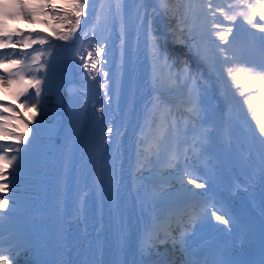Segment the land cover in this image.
<instances>
[{
    "label": "bare ground",
    "instance_id": "1",
    "mask_svg": "<svg viewBox=\"0 0 264 264\" xmlns=\"http://www.w3.org/2000/svg\"><path fill=\"white\" fill-rule=\"evenodd\" d=\"M136 1L126 0L127 31L122 48L124 58H121L117 68V90L110 115L112 124L123 125L122 129L125 131L118 133L117 138H126V147L115 145V139L107 138L91 154H82L81 138L90 118V108L87 109L89 100L78 89L64 96L58 124L47 143V177L41 188V198L26 212L30 216L28 215L25 224L13 231L14 234L24 232L27 243L34 246L33 253L28 258L29 264H73L72 254L80 249L93 258L94 264H109L113 257H116L118 264H176L183 252L174 247L173 243H159L154 238L155 209L166 205V200H153L154 189L150 185L145 188L141 186L144 180L151 184L157 183L159 187L167 183L136 173L138 145L142 136L140 132L144 131L150 118L152 101L161 92L167 97L174 96L167 89L162 91L161 87L153 85L145 29L139 27L138 18L136 30L133 29V22H130L131 5ZM151 2L154 6L159 5L158 0ZM139 8L143 10L140 15L143 16L145 9L142 4ZM94 20L95 17H92L91 22ZM120 31L119 23V33ZM137 33L139 36L135 42L146 55L142 64L128 62L129 57L135 58L130 44ZM69 44L72 49L70 61L73 70L77 78L87 77V82L84 80V83L90 85L89 92H92L93 73H87L78 56L84 55L85 51H92L93 46L98 43L75 40ZM219 102L221 104L218 103L211 133L205 136L194 131L193 136L198 139L206 138L204 155L210 161L217 180L213 197L224 205L234 222L224 225L214 217L209 218L200 233L204 242L195 254V261L207 259L216 250L231 247L233 233L241 228L245 214L251 209L250 197H256L261 206L264 194L259 147L254 141L251 142L243 121L233 111L227 113L225 103ZM113 129V133L117 135V130ZM172 149L174 147H170L168 143V151ZM89 156L90 165L86 166L89 171L86 172L82 166H85V160ZM101 160L103 164L100 163ZM235 180L239 181L236 190L232 186ZM171 181L174 195H177L178 187L183 184L182 177L172 178ZM201 197L210 199L208 191L202 192ZM29 202L31 201L25 199V205ZM237 206L245 208L237 211ZM7 219L9 221L14 218ZM4 226H0V231ZM122 235L126 236V240L120 239ZM113 242H116V250L111 247ZM114 253L116 254L113 255ZM183 255L184 253L182 258ZM24 260L22 258L20 261Z\"/></svg>",
    "mask_w": 264,
    "mask_h": 264
},
{
    "label": "snow or ice",
    "instance_id": "2",
    "mask_svg": "<svg viewBox=\"0 0 264 264\" xmlns=\"http://www.w3.org/2000/svg\"><path fill=\"white\" fill-rule=\"evenodd\" d=\"M158 2L161 11L166 15L171 14V20L174 21L170 29L174 42L186 46L195 55L203 67V72H193L186 64L180 71L172 73L175 62H170L169 54L165 51V34L155 30L154 21L149 19V14L145 11L138 19L139 27L145 29L153 85L166 88L170 93L178 92L187 106V114L195 119L199 118L202 111L200 105L206 98L209 81L213 82L214 87H219L225 104L239 105L236 115L243 121L244 129L259 147L262 157L261 182L264 184V0H225L224 3H214V0H184L182 9L170 7L169 0ZM126 13V0H107L106 3L102 0H0V49H12L7 53L0 51V88L16 101L13 103L11 100H0V136L3 137L0 141V193L8 192V176L19 173L26 154L38 138L40 120L44 118L40 113L46 112L42 97H46L52 89L50 73L55 72L56 56L61 49L68 47V42L83 41L88 36L81 24L83 22L87 26L92 17H95L97 24L115 25L119 21L123 48L127 31ZM23 18L31 23L47 24L51 31L34 29L25 33L23 29L10 27L9 20ZM17 36L19 39L14 40ZM57 41H63L64 44L60 45ZM104 52L105 47L96 44L92 51H85L84 55L78 56L89 75L100 74L102 68L107 66L108 62L102 56ZM163 69H168L167 75ZM103 77L108 78L109 72L103 71ZM99 87L105 90L104 94L107 96L109 84L101 83ZM152 104L150 114L153 115V124H146L152 129V134L150 139H142L141 143H148L146 151L152 153L157 163L164 152L167 156L164 162L174 167L181 154L175 150L168 151L166 141L172 130L177 128L178 121L166 101L159 96L154 98ZM33 108L36 112L30 117L23 115V112H30ZM106 132L108 139H111L113 127L108 126ZM205 143L206 138L197 139L189 151L195 154L197 145L203 148ZM118 155L117 147V158ZM184 155L186 160L187 155ZM146 161L147 157L138 160L139 166L145 167ZM100 163L103 164V160ZM185 175L191 177L193 173L188 172ZM187 183L195 185L196 188H205L204 184L196 183V179H189ZM169 192L170 189L160 187L154 190L152 199L162 200ZM7 208L9 200L0 195V209ZM220 211V208H205L204 214L190 216L188 224L195 227L206 216L214 217L224 225L234 222L231 215H220ZM261 211L264 212V194ZM0 218H3L2 215ZM158 221L157 216L153 223L154 229L163 231L165 240L171 238L173 246L185 253L188 257L185 264H199L191 259L189 241L194 233L189 235L181 232L178 237H171L170 226L165 228ZM120 239L126 240V236L122 235ZM3 243L11 241H0V244ZM4 251H8L10 256L0 255V264H13L20 253L26 254L29 249L23 243H16L8 249L0 247V253ZM260 264H264V258Z\"/></svg>",
    "mask_w": 264,
    "mask_h": 264
},
{
    "label": "rangeland",
    "instance_id": "3",
    "mask_svg": "<svg viewBox=\"0 0 264 264\" xmlns=\"http://www.w3.org/2000/svg\"><path fill=\"white\" fill-rule=\"evenodd\" d=\"M183 4H184V0H171V2H169L170 7H179L181 9L183 8ZM168 16H169L168 18H169L170 22L171 23L173 22V24H174V21L171 20V14H169ZM153 21H154V18H153ZM53 23H55V21ZM17 24L19 27H21L19 29L25 30V33H27L28 30H34V29H39L42 32H44V30L49 32L48 28H47V26H48L47 24L31 23L27 18L18 19ZM159 33H161V31H159ZM63 44H64V42L60 45H63ZM69 47L70 46L68 44V47L61 49V51L58 54V57H61L63 59L62 56H64L66 54L67 61H70L69 55H68ZM165 51L167 52V50H165ZM185 53L189 54V56L195 57V55L193 53L189 52V50L185 51ZM66 59L64 58L65 61H66ZM181 69L182 68L175 65V67H173L171 71L173 74H175L176 72L180 71ZM163 72L165 75H167L168 69H163ZM54 73H56L58 75L57 77L61 78L62 80L64 78L68 77V75H69L66 68L57 69ZM62 84H63V82H59L57 78L53 81V86L57 89V91L55 90L56 92L64 91L65 86ZM2 90L4 91V89H2ZM177 95H179V94H177ZM60 96L61 95H59V94L52 95V96L47 94L45 98H42L43 102L45 104L46 112L41 111V113H40V115L43 116L44 118L42 120H40V131L38 134V138L33 143V146L31 147V149L29 150V153L31 154L30 162H26L24 160V165L27 164L28 167L30 169H33V170L31 172H25V173L22 172V173H20L21 175L20 174H13V175L8 176V177L17 178L16 181L18 183H23L25 185V187H27V188H32L33 186H35L34 187L35 191H39V189L42 187L43 172L40 169V165H43L45 162L46 145L49 142L50 134H51L53 128L56 126V124L58 123V120H59L60 107L61 106L59 105L58 99L60 98ZM208 98H209L208 94H206L205 101L207 103H208ZM49 99H54V100H49ZM200 108L203 111H205L207 114H209L210 106L200 107ZM32 111L34 113V112H36V109L33 108ZM24 113L26 114L27 117H30L32 115L31 112H29V111L23 112V115L25 116ZM203 117L206 118L207 116L204 115ZM13 124H15V123L13 122ZM143 139H144V137H143ZM139 169H142V172H145V174H143L142 176L151 177L152 179L154 178L155 180H158L159 178L169 179L171 176H173L172 173H169V175H170L169 176V175H166V172H161L158 169L157 170H155V169L151 170L148 162L145 163V167H143V168L140 167ZM9 171L11 172V169ZM174 174L176 176H179V177L182 175L179 172H175ZM22 175H25V178H21ZM147 184H149L151 186V183H148L147 180H144L142 182V185H141L142 188H145V186ZM198 184H202V183H198ZM185 186L186 187H184V190H183L185 193H191L194 195H199L201 188H196L195 185L188 184V183H186ZM152 187L155 188L156 190H158L160 188L158 185H154V184L152 185ZM173 188H174V186H173ZM178 188L181 189L182 186H179ZM166 189H169V188L167 187ZM171 190L172 189H170V192L172 193ZM31 194H32V192H31ZM15 206H17V205H15ZM9 207H11L10 204H9ZM28 249H29V253L32 254L33 248L29 246ZM187 259H188V257L186 256V260Z\"/></svg>",
    "mask_w": 264,
    "mask_h": 264
},
{
    "label": "water",
    "instance_id": "4",
    "mask_svg": "<svg viewBox=\"0 0 264 264\" xmlns=\"http://www.w3.org/2000/svg\"><path fill=\"white\" fill-rule=\"evenodd\" d=\"M106 2L107 0H105V3ZM134 4L135 5L133 6V11L135 12L136 16H140L141 12L143 11L142 9L139 8V5L141 4L144 7L143 9H145V11H153V9H155L156 11L158 7V6H154L151 0L149 1L137 0L136 2H134ZM136 16H134V19L136 18ZM116 24L117 22L115 23V25H113L112 23H107V24L103 23V26H101L102 31H101L100 39L102 40L104 47L106 49L105 52L103 53L105 56L104 60H107L108 62L107 66L104 67L105 68L104 71H108L110 77L104 78L103 71H101L100 74H101V78L103 79L102 82L108 83L110 90L108 95L106 96L105 94H102L105 93V90L103 91V89L100 88L98 85V87L102 89V92L96 96L97 99L93 104L94 110H93V116L91 118V125H93V128L90 129V132H88V136L86 137L87 140H85V143L88 146L90 145L95 146V143L98 141V137L101 134V130H102L101 125H103V119L108 113V103L112 97L111 83H113V79L111 77L114 76L113 71L116 68L117 60L119 56L120 33L117 30ZM92 134L95 135L92 136ZM84 149L86 151V146L84 147Z\"/></svg>",
    "mask_w": 264,
    "mask_h": 264
}]
</instances>
